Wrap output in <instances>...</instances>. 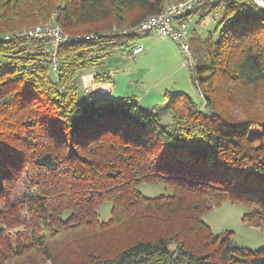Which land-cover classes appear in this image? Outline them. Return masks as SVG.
Here are the masks:
<instances>
[{"label": "trees", "instance_id": "16d2710c", "mask_svg": "<svg viewBox=\"0 0 264 264\" xmlns=\"http://www.w3.org/2000/svg\"><path fill=\"white\" fill-rule=\"evenodd\" d=\"M179 1L0 0V264H264V248L204 221L228 201L264 225V8L203 0L187 15L220 17L216 38L186 28L203 103L166 91L169 124L134 96L77 92L83 69ZM51 19L67 38L55 72L50 41L19 35ZM140 184L170 193L149 198Z\"/></svg>", "mask_w": 264, "mask_h": 264}, {"label": "rangeland", "instance_id": "374dc122", "mask_svg": "<svg viewBox=\"0 0 264 264\" xmlns=\"http://www.w3.org/2000/svg\"><path fill=\"white\" fill-rule=\"evenodd\" d=\"M219 17L220 15L218 14L215 17H205L204 20L200 21L199 16L193 14L190 17L191 21L187 30L190 33L191 30L195 29L201 37H206L209 32H213V36L216 38L217 34L214 32V29ZM136 46L144 47L143 53L129 59L128 57H130L133 47ZM5 62L6 59L0 54V65ZM110 70L116 71L118 77L122 75L121 78H128L129 83L136 86L132 85V88L136 89V91L129 92L128 94L132 95H126L125 97L135 96L140 98L145 89L152 88V95L147 100L139 101V105L143 109L155 108L161 114V122L163 124L170 123V114L166 110L165 105L166 100L162 97L166 91H169L170 94L185 92L192 97L197 105L203 103L199 90L191 83V72L189 71L186 59L170 39L163 38L158 34L143 35L141 38L130 40L128 46L122 45L116 47L113 53L100 61L97 66L83 69L78 74L79 82L76 87L78 94L85 97L93 96L91 89L93 88V84H90L89 87L91 88L83 86L89 91V95L85 93V89L83 90V95L81 93V79L83 75L95 76V74L110 72ZM116 83H119L118 85L120 86H125L122 80H116ZM161 91L162 94L160 93ZM139 189L144 196L149 198L170 193L164 187L150 184H140ZM213 209L211 213L204 216V221L211 227L214 234L228 230L232 232L233 242L237 246L245 247L251 251L264 248V225L259 228L250 227L241 221L247 210L240 204L235 205L226 201L221 206ZM110 210L111 204L105 202L98 209L97 214L99 215V219L106 221L110 216Z\"/></svg>", "mask_w": 264, "mask_h": 264}, {"label": "built area", "instance_id": "2783aa9c", "mask_svg": "<svg viewBox=\"0 0 264 264\" xmlns=\"http://www.w3.org/2000/svg\"><path fill=\"white\" fill-rule=\"evenodd\" d=\"M202 1L203 0H181L176 3H167L164 11L142 20V23L136 28V31L140 33L148 32L150 34H158L166 39L170 38L177 44V46H179L180 50H182L187 62H190L192 58L186 28L191 20L187 15L190 14ZM253 1L259 7L264 8L263 0ZM54 24L55 23L51 19L48 23L24 30L20 32L19 35H23L28 39H47L50 41L52 48L51 51H53L51 56V68L52 71L55 72L57 68L55 49H57L61 42L65 41L67 38L66 35L62 33L61 29ZM114 32L121 33L122 31H113V33ZM84 37L85 40L97 38L94 34ZM142 49L143 48L139 46L133 47L130 58L140 54ZM85 93L88 95L90 94L86 89Z\"/></svg>", "mask_w": 264, "mask_h": 264}, {"label": "crops", "instance_id": "0c3cea01", "mask_svg": "<svg viewBox=\"0 0 264 264\" xmlns=\"http://www.w3.org/2000/svg\"><path fill=\"white\" fill-rule=\"evenodd\" d=\"M149 48H153V47H149ZM141 54H139V55H141ZM139 55H136V56H139ZM128 58L131 59L133 57H131V58L128 57ZM107 73L112 75V81H111V83H109L107 85L106 84H96L93 82V77H94L93 75L91 76V75H83L82 74L83 75L82 79H81V84H82L81 91H82V93H83V90L85 89L83 86L89 87L90 84H93V88H91V87H89V88L92 89V93H93L92 97H94V98L98 97V98H107V99L119 100L121 98H125L126 95H132V94H128L129 92L132 93V92L136 91V89L132 88V85H134V84H130L128 81V78H126V79L121 78L122 75H121V77H118V74L116 73V71H113V70H110V72H107ZM129 75H130V73H129ZM116 80L117 81L122 80L123 85L125 84V86L118 85L119 83H116ZM91 82H93V83H91ZM151 92H152V88L149 87L148 89H145V91H143V95H141L140 98H137L135 96L134 97L137 98L138 101H144L145 99L147 100L148 97L152 95ZM160 93L162 94V91ZM112 97H114V98H112ZM128 97H132V96H128ZM162 97H163V95H162Z\"/></svg>", "mask_w": 264, "mask_h": 264}]
</instances>
